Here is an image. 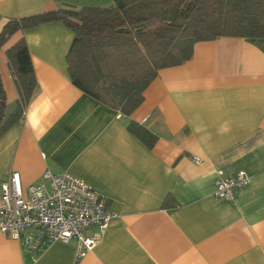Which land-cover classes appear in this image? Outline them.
<instances>
[{
	"label": "crops",
	"instance_id": "1",
	"mask_svg": "<svg viewBox=\"0 0 264 264\" xmlns=\"http://www.w3.org/2000/svg\"><path fill=\"white\" fill-rule=\"evenodd\" d=\"M112 3L0 0V31L10 18L63 4ZM21 38L37 87L22 119L0 136V182L11 171L24 186L45 170L70 172L117 216L80 256L74 239L32 252L0 232V264H264V38L196 42L189 60L159 70L129 116L71 82L74 33L60 20L17 30L0 46L8 112L18 92L6 51ZM129 120L156 134L152 148ZM218 170L250 176L234 202L212 195Z\"/></svg>",
	"mask_w": 264,
	"mask_h": 264
},
{
	"label": "trees",
	"instance_id": "2",
	"mask_svg": "<svg viewBox=\"0 0 264 264\" xmlns=\"http://www.w3.org/2000/svg\"><path fill=\"white\" fill-rule=\"evenodd\" d=\"M60 20L73 33L67 54L71 82L122 115L143 100L160 69L189 60L198 41L218 37L264 38V0H113L109 6L63 4L54 10L10 18L0 46L17 30ZM18 98L8 112L0 79V136L18 123L37 81L24 38L7 51ZM127 129L148 148L156 134L129 120Z\"/></svg>",
	"mask_w": 264,
	"mask_h": 264
},
{
	"label": "built area",
	"instance_id": "3",
	"mask_svg": "<svg viewBox=\"0 0 264 264\" xmlns=\"http://www.w3.org/2000/svg\"><path fill=\"white\" fill-rule=\"evenodd\" d=\"M217 173L212 194L217 199L234 202L235 190L250 182L243 170ZM116 216L97 190L70 172L45 170L38 183L24 186L19 173L11 171L0 182V232L32 252L54 240L74 239L80 256L95 246Z\"/></svg>",
	"mask_w": 264,
	"mask_h": 264
}]
</instances>
